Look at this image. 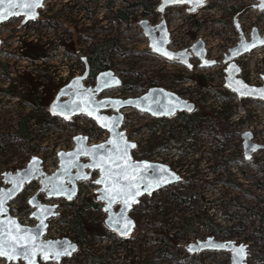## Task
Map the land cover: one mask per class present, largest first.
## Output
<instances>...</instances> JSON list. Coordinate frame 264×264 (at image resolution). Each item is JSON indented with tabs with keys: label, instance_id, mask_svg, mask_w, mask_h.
Here are the masks:
<instances>
[{
	"label": "rangeland",
	"instance_id": "obj_1",
	"mask_svg": "<svg viewBox=\"0 0 264 264\" xmlns=\"http://www.w3.org/2000/svg\"><path fill=\"white\" fill-rule=\"evenodd\" d=\"M160 3L161 0H115L109 7L106 0H47L39 11L44 23L42 28L30 25L20 28L19 20L5 25L2 38L6 43L0 50V63L7 66L8 74H0V90L16 87L18 77L23 74L38 79L41 89V67L51 66L55 83H60L51 91L54 99L63 87L64 79L84 72L82 59L89 58L96 46L108 42L112 46L106 54V63L123 84L105 95L140 96L148 90L144 83L151 78L158 87L195 103V112L199 115L212 114L222 122V126L216 128V121H199L191 138L169 140L171 129L180 123L177 117L165 118L149 129L147 124L157 120L131 110L130 139L148 149L153 146L155 137L162 139L160 147L138 150L134 152V158L167 164L183 181L143 197L130 213L137 223L128 240L130 253L117 250L102 263H94L82 254V250H89L99 256L107 255L122 241L105 225L107 214L102 203L99 208H89L84 213L89 234L79 252L64 258L61 263L41 264H76L77 258L79 264H232L231 252H191L192 244L205 242L212 236L220 241L231 240L237 245H246L247 263L264 264V148L248 160L242 138L243 133L251 132L253 142L264 147V101L239 99L230 92L225 87L227 65L223 63L230 49L240 41L239 28L248 40L254 27L264 35V12L258 9V0H209L192 14L187 11L189 5L170 7L162 14ZM120 11L127 15L125 19L117 16ZM163 19L171 34V50L190 49L202 39L208 58L217 61L218 65L201 68L199 60L194 58V67L190 70L154 54L140 23L148 20L157 25ZM48 24L52 31L47 29ZM25 42H37L42 54L32 60ZM235 61L241 69L239 77L251 85L264 83V47ZM202 77H208L206 84H202ZM85 83L93 86L95 81L88 79ZM52 100L43 102L48 112L39 111L31 120L30 129L25 132L26 139L17 134L19 119L25 114V109L21 108L23 100L0 93V188L5 186L3 174L23 169L32 156L44 160L46 171L57 170L58 153L73 149L74 137L83 135L90 143L103 137V132L95 126L90 128L92 121L87 118L51 117L49 105ZM177 134L178 138L184 137L181 129ZM95 181L94 178L80 182L76 205L84 198L97 197ZM39 188V183L34 181L10 203L11 215L20 222L31 219L33 209L28 200ZM40 200L59 204V215L49 222L45 238L67 237L75 241L78 231L63 220L64 217L72 219L75 207L67 205L65 199L51 200L41 195ZM188 217L206 219L224 232L217 236L207 224H197L193 235L179 238L175 244H167L158 235L166 231L168 237L174 239ZM0 264L7 263L0 260Z\"/></svg>",
	"mask_w": 264,
	"mask_h": 264
},
{
	"label": "water",
	"instance_id": "obj_2",
	"mask_svg": "<svg viewBox=\"0 0 264 264\" xmlns=\"http://www.w3.org/2000/svg\"><path fill=\"white\" fill-rule=\"evenodd\" d=\"M44 1L41 0L38 6L29 9L19 7L21 0H15L18 5L16 8H8L6 0L4 5H0V13L6 15L7 18L0 20V25L13 18L21 17L25 18V22L34 21L39 16L38 10L43 7ZM208 2L209 0H203L202 3L194 4L192 2L175 3L172 0H161L159 11L163 14L169 7L189 5L188 13L192 14ZM258 2V9L264 12V0H258ZM5 9H8V12L18 14L8 15L4 11ZM140 24L144 35L149 39V46L154 54L184 65L190 70L193 68L190 62L193 56L199 60L201 68H211L218 65L217 61L208 58V52L202 39L195 42L189 50H171L169 47L171 34L165 19L157 25L150 24L148 20H143ZM239 31V43L230 49L229 55H226L223 61L227 65L225 87L230 92L235 93L239 99L264 101V96H262L264 84L262 86L251 85L239 77L241 69L235 61L264 47V35H261L258 28L254 27L251 39L248 40L240 28ZM164 53H167V55ZM87 59V57L83 58L85 62H87ZM89 74L90 67L87 64L83 76L73 79L58 91L49 105V111L53 116L64 120L85 116L107 132L109 138L103 143L90 145L88 137L83 135L74 137V148L70 151H60L58 153V169L51 175L44 170V160L38 156H33L23 169L3 174L5 186L0 188V242L3 243L8 256H0V260L8 264H18L20 262L30 264V261L33 264L61 263L64 258H71L79 252V243L70 238L45 239L48 233L49 220L58 216L59 205L57 203H43L40 200V195L45 194L51 200L74 201L79 193L80 182L89 180L92 172H99V178L96 181L106 176V172L102 169L108 168L110 157L123 156L132 166L128 169L129 174H132V169L137 166H149L148 168L141 167L135 173L138 177L135 183L138 184L140 195L135 196V202L128 207L124 205V197H118L115 202L109 203L105 196V188L109 186L107 180L105 183L98 184L95 182L99 187L96 190L97 200L103 203V210L107 214L105 225L122 239L130 238L136 229L137 223L130 213L141 203L143 197L151 196L166 187L183 181L182 177L167 164L134 158L133 151L137 149L138 143L130 141L127 133L121 130L124 120L122 110L133 109L152 118L161 119L173 117L180 113H194L196 104L162 87H152L137 97L98 100V95L121 87L123 82L113 70L108 69L98 74L94 87L86 86L85 81L89 78ZM108 110H113L116 113L107 115L105 112ZM104 123H107L108 127H103L102 124ZM242 137L244 139L245 155L248 160L252 158L253 154L264 148L262 145L253 142L254 136L251 132L243 133ZM113 142H115V145ZM117 149H120V151H117ZM83 159L87 162L84 163ZM159 169H166L167 171H159ZM34 181H38L40 189L29 198L28 205L33 209L31 218L37 220L38 223L34 227H29L23 225L18 218L11 215L10 203L17 199L26 187ZM146 184L152 186L150 190H145L144 185ZM136 190L132 189V191ZM118 205L120 207L116 210L115 208ZM126 224L127 227L124 226ZM190 248L192 253L205 250L231 252L232 264H248L247 246L244 244L237 245L235 241H220L212 236L205 242L200 241L198 244H192ZM241 249H243L242 252ZM25 253H28V255L25 256ZM57 253L60 254L57 255ZM45 255L48 256V259H44ZM9 256L14 258L10 259Z\"/></svg>",
	"mask_w": 264,
	"mask_h": 264
},
{
	"label": "trees",
	"instance_id": "obj_3",
	"mask_svg": "<svg viewBox=\"0 0 264 264\" xmlns=\"http://www.w3.org/2000/svg\"><path fill=\"white\" fill-rule=\"evenodd\" d=\"M113 1H115V0H111V2H113ZM117 16L125 19L127 15H125V13L123 11H120L117 14ZM27 46H29L28 53L30 54V56H32V58L36 59L39 57L40 54H42L40 52V48H38V47H40L39 44L30 43ZM111 46H112L111 43L104 42V43H101L100 45L96 46L95 48H93V50L91 51L88 59H89V62L91 64L92 71L94 72V74H97L99 71H103L105 69L111 68V66L107 65V63H106V54H107V52ZM0 68L5 73H7V66L2 65L0 63ZM207 81H208V77H202L201 78L202 84H206ZM54 84L58 85V83H54ZM144 84L147 87V89H150V88L157 85V83L151 78H147V80ZM54 86H53V88H54ZM18 88L19 89L15 90L16 92L13 91V89H11L12 91L11 90H7V91L11 95L21 94V91L23 90V84L20 85ZM37 107L39 108V110H42L44 108V105L42 104V102L40 100H38ZM53 118H56V117L53 116ZM178 119H179L180 123L176 128L171 129V131L169 133V137H170V135H171V137L169 138V140L176 138L177 140L183 141L185 139L191 138V136L193 135V133L195 132V130L197 128V123L199 121H202V120L209 121V122L216 121L218 123V126H216V128H220L222 126V122L219 119L214 118L212 114H209L206 117H203V116L199 115L197 112H194L191 114L185 113L183 115H179ZM162 120L163 119H158L154 123H149V124H147V127L149 129H152L155 124L161 122ZM179 129H181L183 131V134H184L183 138H178V136H177L178 135L177 130H179ZM25 132H26V129L22 128L21 131L17 132V134L22 136L23 138L27 139L28 135H26ZM161 143H162L161 137H155L153 139V146L150 147L149 149L150 150L157 149L158 147H160L162 145ZM32 148H35V146H33ZM147 149H148V147H146V146H142V147L139 146V150H141V151H143V150L148 151L149 149L148 150ZM66 204L75 207L74 208L75 209V215L72 217V219H68L67 217H64L63 220L67 221L71 227H73L74 229H76L78 231V235H77L75 241L78 242L80 244V246L82 247L83 243L85 242L86 236L89 234V230H88L89 225L84 218V213L89 208H99L102 205V203L99 202L97 200V197L95 196L92 198L91 197L84 198L80 205H76L75 200L73 202H70V203L66 202ZM197 224L198 225H201V224L206 225L207 224L208 226L211 227L212 232L217 236H221L222 232H224V230L219 228L218 225H216L210 221H207L206 219H202L200 217H188V218L183 220L181 227L178 229V231L176 232V235L173 237L174 239L169 238L166 231L160 232V233H158V235L162 236V238L164 239V241L167 244H175V241L177 239L185 238V237L193 235L196 231V225ZM121 240L122 241L120 243L116 244L115 248L111 249L107 255L99 256V255L91 253V251H89V250H82V254L84 256L90 257L94 263H102V262H104V260L106 258H108L111 254H113L117 250H126L128 253H130L131 251L128 248L129 238H127V239L121 238ZM75 263L79 264L80 260L77 258L75 260Z\"/></svg>",
	"mask_w": 264,
	"mask_h": 264
},
{
	"label": "flooded vegetation",
	"instance_id": "obj_4",
	"mask_svg": "<svg viewBox=\"0 0 264 264\" xmlns=\"http://www.w3.org/2000/svg\"><path fill=\"white\" fill-rule=\"evenodd\" d=\"M47 0L44 1V3L46 2ZM97 1H104V0H97ZM107 1V6H111L115 1L111 2V0H106ZM111 2V3H110ZM43 7H44V4H43ZM42 7V8H43ZM40 8L38 10V12L42 9ZM170 8V7H169ZM188 11V10H187ZM166 12V11H165ZM164 14V13H163ZM13 20H19L20 23L22 24L20 28H23V27H26L27 25H30L32 27L34 26H37L39 28H42L43 27V20L40 16V13H39V16L34 20V21H29V22H25V18L24 17H21V18H13L11 19L10 21H8L7 23L13 21ZM7 23H4L2 25H0V41H1V44H0V50L4 47L5 43H6V39L2 38V35L5 33L4 29H5V25ZM50 24V23H49ZM48 24V25H49ZM49 31H52V28L51 26L49 25L48 28H47ZM259 31V29H258ZM260 32V31H259ZM244 33V32H243ZM252 33V32H251ZM261 34V33H260ZM245 35V33H244ZM262 35V34H261ZM250 39H251V35H250ZM30 43H33V44H38L37 42H30ZM30 43H27L25 42V46L27 48H29V46H27L28 44ZM22 50H23V47H22ZM189 50V49H188ZM28 55H30L28 52H27ZM32 58V56H31ZM196 58L195 56H193L191 59H190V62L191 64L193 65L192 61L193 59ZM35 59V58H32V60ZM37 59V58H36ZM197 59V58H196ZM88 62V63H87ZM87 62H85L83 59H82V64L83 67L85 68L84 69V72L83 73H80V74H75L72 76V78H79L81 76L84 75L85 71H86V67H87V64L89 65L90 67V74H89V78L88 79H93L95 81V84L93 86L96 85V79H97V76L98 74H94V72L92 71V67H91V64L89 62V59H87ZM2 65H5V64H2ZM6 66V65H5ZM184 66V65H183ZM194 67V65H193ZM35 68H38L37 66H35ZM51 69L52 67L49 66V67H46V66H42L41 67V71H40V78H41V83L43 84L41 86V89L39 87V83H37L38 79H32L30 78V75L29 74H23V76L21 77H18V85L16 87H12V88H8V89H3V90H0V93L1 92H5L6 94L8 95H11L7 90H11L13 89V91L19 89L18 87L20 85L23 84V90L21 91V94H16V95H11V96H15V97H20V99L23 100V103L21 104V108H23V110L25 109V114L22 115V117L19 119V122H18V131H21L22 128H25L26 129V133H28V130L30 129V127H28L29 125H31V120L34 119V117L39 113V111H41V113H46V111L48 112V110H46V108L42 109V110H39V108L37 107V103H38V100H40L42 102V104H44L43 102L45 101H50L53 99V92H51L53 90V86L55 85V81H54V78L51 74ZM193 69V68H192ZM105 70H108V69H105ZM103 70V71H105ZM102 72V71H101ZM0 74L2 76H6L8 73H5L1 68H0ZM24 75H26V78H24ZM69 79V82L72 80ZM34 81H36V84L34 83ZM68 82V83H69ZM264 84V83H263ZM262 84V85H263ZM60 85V84H58ZM66 85V84H65ZM65 85H62L63 87ZM262 85H258V86H262ZM154 87H158V85L154 86ZM149 90V89H148ZM12 91V90H11ZM16 92V91H15ZM109 98H124V97H121V96H111V95H108ZM54 100V99H53ZM52 100V101H53ZM51 101V102H52ZM196 111V110H195ZM194 111V112H195ZM107 115H112V111L111 110H108L106 112ZM185 113H180V114H177L174 116L175 117H179V115H183ZM53 117V116H51ZM243 138V137H242ZM139 146L140 144L138 143V147L136 150L133 151V155H134V152L138 151L139 150ZM244 147V145H243ZM244 149V148H243ZM256 154V153H255ZM253 154V156L255 155ZM244 155H245V150H244ZM246 156V155H245ZM33 157V156H32ZM83 162H87V160H83ZM18 171V170H17ZM97 174V175H96ZM99 176V172L98 171H94L92 172V176L89 180H92L96 177ZM183 179V178H182ZM42 195H45V194H42ZM41 196V195H40ZM46 196V195H45ZM120 205L118 206V209H119ZM117 208V207H116ZM115 208V209H116ZM113 235L115 237H118V235L116 233H113Z\"/></svg>",
	"mask_w": 264,
	"mask_h": 264
},
{
	"label": "snow or ice",
	"instance_id": "obj_5",
	"mask_svg": "<svg viewBox=\"0 0 264 264\" xmlns=\"http://www.w3.org/2000/svg\"><path fill=\"white\" fill-rule=\"evenodd\" d=\"M41 2V0H21L19 7H27L29 9L34 8L38 6V4ZM172 2L175 3H183V2H192L194 4L202 3L203 0H172ZM6 3V0H0V5H4ZM8 8H16L18 5L15 2V0H7ZM7 12L8 15H16L18 13L15 12H8V9L4 10ZM7 16L0 13V20L6 19ZM167 55V53H164ZM171 58V57H170ZM262 96H264V93H262ZM103 127H108L107 123L102 124ZM115 145V142H113ZM103 147V146H101ZM134 147V145H133ZM117 151H120V149H117ZM126 156V152H125ZM119 161V162H118ZM148 168L149 166L143 165V166H137L136 168L132 169V174L128 173V169L132 168V166L125 160L123 156H117V157H110L108 162V168L102 169V171L106 172V176L102 177L101 180L96 181L99 183H105L107 180V186L105 188V196L109 200V203H113L116 201L118 197H124V205L125 207L130 206L131 203L135 202V196L140 195L138 184L135 183L137 181L138 177L135 174L139 171V169ZM115 169V170H114ZM159 171H167L166 169H159ZM175 179V177H174ZM145 190H150L151 185H144ZM132 189H137L136 191H132ZM127 227V224L124 225ZM19 231V230H18ZM23 239V237H21ZM241 252L243 249L240 250ZM60 253H57L59 255ZM28 253H25V256H27ZM0 256H8V252L4 250V245L2 242H0ZM9 258H14L9 256ZM44 259H48V256L45 255ZM30 264H33V262L30 261Z\"/></svg>",
	"mask_w": 264,
	"mask_h": 264
},
{
	"label": "built area",
	"instance_id": "obj_6",
	"mask_svg": "<svg viewBox=\"0 0 264 264\" xmlns=\"http://www.w3.org/2000/svg\"><path fill=\"white\" fill-rule=\"evenodd\" d=\"M70 78V77H69ZM68 78V79H69ZM68 79H64V83H66L67 81H68ZM101 98V97H100ZM130 111L131 110H127V111H124V115H125V120H124V122H123V126H122V129H124V130H126V131H130V130H132V126H131V120H130ZM133 111V110H132ZM139 113V112H138ZM128 117H129V119H128ZM92 124L90 125V128H92L93 126H95L97 129H99L100 131H102L95 123H93V122H91ZM103 132V137L99 140V141H97L96 143H91V144H98V143H102V142H104V141H106L107 139H108V133H106V132H104V131H102ZM133 141L135 140V139H132ZM56 171V169H53V170H47L46 172L49 174V175H51V174H53L54 172ZM97 178V177H96ZM29 220H32L31 222L29 221ZM24 219V220H22L21 222H22V224L23 225H25V226H29V227H34V226H36L37 225V221H35V219ZM45 239H47V238H45ZM49 240V239H48Z\"/></svg>",
	"mask_w": 264,
	"mask_h": 264
}]
</instances>
